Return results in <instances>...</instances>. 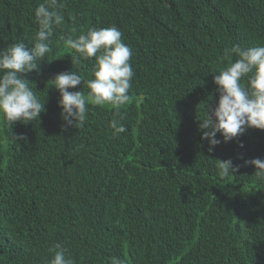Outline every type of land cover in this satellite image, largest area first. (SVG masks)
<instances>
[{"label": "trees", "instance_id": "trees-1", "mask_svg": "<svg viewBox=\"0 0 264 264\" xmlns=\"http://www.w3.org/2000/svg\"><path fill=\"white\" fill-rule=\"evenodd\" d=\"M40 2L0 0V49L32 39ZM64 16L65 34L120 29L133 52L130 100L120 117L89 102L84 127L65 130L48 81L93 78V64L73 65L56 31V60L25 75L46 111L13 128L0 118V264H46L56 243L76 264H264V183L244 165L264 159V130L210 152L197 121L218 103L224 49L264 45V0H67ZM80 89L87 98L82 85L70 91ZM113 119L127 132L113 136ZM217 159L238 172L222 180Z\"/></svg>", "mask_w": 264, "mask_h": 264}, {"label": "clouds", "instance_id": "clouds-1", "mask_svg": "<svg viewBox=\"0 0 264 264\" xmlns=\"http://www.w3.org/2000/svg\"><path fill=\"white\" fill-rule=\"evenodd\" d=\"M66 7L67 0H42L34 11V22L39 28L32 39L27 43L17 39L0 49V118L7 128H13L17 122L32 124L46 111V101L42 102L37 97L36 87L25 75L34 71L39 73L45 60L49 63L56 60L53 58L52 37L57 30L61 31L58 41L65 48L74 50L71 56L73 65L79 68L82 61L93 64V78L85 79L83 72L71 70L60 72L48 81L60 93L58 103L62 108L65 130L84 127L90 111L89 102L94 107L108 105L120 117V109L130 100L129 92L135 76L131 63L133 52L124 42L120 29L116 26L92 27L78 36L71 31L65 34ZM233 56L236 57L234 62ZM223 58L229 61L228 65L213 75L218 103L213 107L207 102L197 115L198 129L202 139L208 141L210 152L215 146L233 141L248 129L264 130V45L243 48L232 44L224 49ZM81 85L88 89L87 98L81 89L70 91ZM109 126L115 137L127 132L119 119L111 120ZM218 134L222 140L217 138ZM15 138L25 139L23 136ZM239 146L243 147V144ZM244 165L255 166V181L258 185L264 183V159L245 160ZM215 166L222 180L236 174L240 167L234 166L231 159H217ZM48 251L52 258L46 264H76L69 249L60 243ZM111 264L127 262L112 257Z\"/></svg>", "mask_w": 264, "mask_h": 264}]
</instances>
